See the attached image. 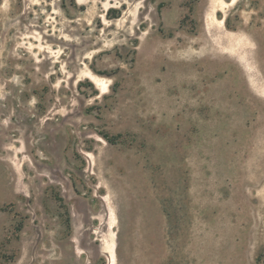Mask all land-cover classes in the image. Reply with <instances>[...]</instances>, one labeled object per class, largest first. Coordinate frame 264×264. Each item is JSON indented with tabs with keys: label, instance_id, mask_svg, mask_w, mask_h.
I'll return each instance as SVG.
<instances>
[{
	"label": "rangeland",
	"instance_id": "obj_1",
	"mask_svg": "<svg viewBox=\"0 0 264 264\" xmlns=\"http://www.w3.org/2000/svg\"><path fill=\"white\" fill-rule=\"evenodd\" d=\"M0 264H264V0H0Z\"/></svg>",
	"mask_w": 264,
	"mask_h": 264
}]
</instances>
